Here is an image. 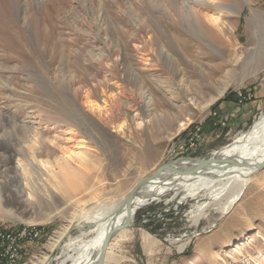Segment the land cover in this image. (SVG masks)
Instances as JSON below:
<instances>
[{"label": "rangeland", "instance_id": "374dc122", "mask_svg": "<svg viewBox=\"0 0 264 264\" xmlns=\"http://www.w3.org/2000/svg\"><path fill=\"white\" fill-rule=\"evenodd\" d=\"M240 90L241 101L224 100ZM263 108L264 0H0V227L46 230L44 248H25L18 264L73 254L65 243L88 230L81 220L166 162L209 157ZM196 124L203 141L181 151ZM78 140L87 155L65 171L62 152ZM247 177L224 213L236 182L151 195L106 260L264 264V167Z\"/></svg>", "mask_w": 264, "mask_h": 264}, {"label": "bare ground", "instance_id": "6f19581e", "mask_svg": "<svg viewBox=\"0 0 264 264\" xmlns=\"http://www.w3.org/2000/svg\"><path fill=\"white\" fill-rule=\"evenodd\" d=\"M217 18L218 16L213 17L211 18V21L216 23ZM221 27L223 28V22L221 23ZM219 93L221 94L222 92L220 91ZM239 96L245 97V93L242 95L239 93ZM184 125V123H180L179 128L184 127ZM86 148L87 145L78 140V142L74 144V147L64 150L61 156V160L63 161L61 164L62 168L65 171L71 168L70 160L84 161L85 156L87 155V152L84 150ZM208 158L210 159L208 160ZM263 160L264 108L259 114L257 120L248 130L240 132L235 140L223 146L221 149L213 151L209 157L183 159L171 162L170 164L175 168L173 171H165L164 176L159 179H154V181L140 187L128 203H126L125 199L132 188L126 196L119 199L114 204L109 205L103 210L93 211L88 220H81L78 223L79 228L86 229L88 227L87 231L93 232V236L83 239L87 234V231H83L76 238L67 239L65 245L71 248L74 252L67 257L58 258L59 260L56 264H94L97 260L108 229L114 224L120 223L121 225H125L126 223H131L134 220L136 208H138L139 205L146 201L151 195L160 198L167 192H174V195H178L181 191H184L181 195V199H184L187 196L195 195L201 190L215 191L212 187L215 183L223 182L222 185H225L228 183L234 184V182H236V190L225 201L221 208H219V211L223 213L228 211L237 203L243 194L248 182L247 175L251 173L250 171L252 167ZM18 164H20L24 171V166L20 160H18ZM186 169L198 170V173L184 174L183 172H180L181 170ZM25 199L29 200V198ZM203 206L204 204L196 206L197 210L192 215L195 221H198V219L204 215ZM70 227V225L63 226V228L51 238V241L49 242L50 248L58 246L63 238L68 235L67 233L69 232ZM184 245L185 244L180 245L179 249H182ZM106 256L107 251H105L103 256L102 264H111L106 260ZM40 258V264L48 263L47 257L41 256ZM27 264L34 263L29 262Z\"/></svg>", "mask_w": 264, "mask_h": 264}, {"label": "built area", "instance_id": "2783aa9c", "mask_svg": "<svg viewBox=\"0 0 264 264\" xmlns=\"http://www.w3.org/2000/svg\"><path fill=\"white\" fill-rule=\"evenodd\" d=\"M202 141L201 124H196L185 133L184 141H178V148L186 151ZM44 233L45 228L40 224H27L14 229L0 227V264H18L25 256V244L37 243Z\"/></svg>", "mask_w": 264, "mask_h": 264}, {"label": "water", "instance_id": "95a60500", "mask_svg": "<svg viewBox=\"0 0 264 264\" xmlns=\"http://www.w3.org/2000/svg\"><path fill=\"white\" fill-rule=\"evenodd\" d=\"M190 158V157H189ZM189 158H182V159H189ZM210 158H208L209 160ZM181 160V158H180ZM206 161V160H204ZM171 162H174V161H169V162H166L162 165H160L158 168H156L153 172H151L149 175L141 178L133 187L132 189L130 190L127 198L125 199L126 203H128V201H130L131 197H133L137 190L148 184L149 182L151 181H154V179H159L160 177L164 176V172L165 171H173V166L170 164ZM264 167V160L262 162H258L257 164H255L252 169H251V174L261 170L262 168ZM222 169V168H221ZM223 170V169H222ZM180 172H183L184 174H194V173H198V170H192V169H186V170H181ZM122 226V227H121ZM125 227H123V225H121L120 223L119 224H114L112 225L109 229H108V232L107 234L105 235L104 237V240H103V244H102V247L100 249V252L98 254V257H97V260L94 264H102V261H103V256L105 254V251H106V248H107V244L108 242L110 241L111 237L113 236V234H115L116 232H118L119 230L123 229Z\"/></svg>", "mask_w": 264, "mask_h": 264}, {"label": "trees", "instance_id": "16d2710c", "mask_svg": "<svg viewBox=\"0 0 264 264\" xmlns=\"http://www.w3.org/2000/svg\"><path fill=\"white\" fill-rule=\"evenodd\" d=\"M245 91L244 90H240L239 93L242 95ZM225 101H231L234 103H237L239 101V95L237 92L234 91H230L229 93H227V95L224 97Z\"/></svg>", "mask_w": 264, "mask_h": 264}, {"label": "crops", "instance_id": "0c3cea01", "mask_svg": "<svg viewBox=\"0 0 264 264\" xmlns=\"http://www.w3.org/2000/svg\"><path fill=\"white\" fill-rule=\"evenodd\" d=\"M45 232H46V230H45ZM45 234H46V233H44V235H45ZM38 244H39V245L41 244V247L44 248V247H43L44 244L41 243V242H40V243L37 242V243H35V244H30V245H29V244H25V247L23 248V252L25 253V248H30V249H32V248H31V245H38Z\"/></svg>", "mask_w": 264, "mask_h": 264}]
</instances>
